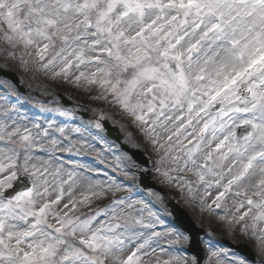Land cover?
Here are the masks:
<instances>
[{
    "label": "snow or ice",
    "instance_id": "6c2138e0",
    "mask_svg": "<svg viewBox=\"0 0 264 264\" xmlns=\"http://www.w3.org/2000/svg\"><path fill=\"white\" fill-rule=\"evenodd\" d=\"M0 51L24 64L34 56L39 68H59L57 76L75 69L76 82L111 94L149 133L171 121L167 139L179 147L168 159L194 177L189 192L193 183L215 184L217 208L230 194L241 198L237 211L247 210L233 219L248 217L244 228L264 241V0H0ZM235 128H244L239 137ZM25 133L0 120V173L10 172L0 179V264H140L147 241L123 259L125 238L150 224L125 215L123 198L83 220L69 215L106 190L74 170L29 167L36 144ZM21 151L32 186L5 196ZM78 183L87 184L82 199L53 212L64 185L71 191ZM50 184L58 195L45 202ZM98 216L111 220L94 225Z\"/></svg>",
    "mask_w": 264,
    "mask_h": 264
},
{
    "label": "rangeland",
    "instance_id": "374dc122",
    "mask_svg": "<svg viewBox=\"0 0 264 264\" xmlns=\"http://www.w3.org/2000/svg\"><path fill=\"white\" fill-rule=\"evenodd\" d=\"M25 59L28 60L27 64L22 63L19 58H5L3 52L0 51V70L14 73L19 84L25 89V93L21 95L9 80L0 77V105L9 108L6 115L3 108H0V120L5 121L11 127H19L21 133H25V130L31 132L36 146L31 150L29 167L35 164L42 170L46 168L48 173L54 172L56 168H61L62 171L74 170L78 178L82 176L91 177V183H99L106 190V195L98 198L93 196L90 202L84 204L77 203L75 211L69 212V215L78 216L83 220L84 217L81 212L85 207L98 202L100 206L97 210L101 211L113 206L114 198L122 199L121 193H125L126 203L120 206L124 209V214L131 213L132 217L142 218L145 223L150 224V227L143 228L137 225L130 230L129 235L125 238L126 247L121 258L126 259L133 251H136L139 245L145 244L147 241L145 247L137 252L142 264H164L165 261L169 264H196L195 258L187 255L186 251H178L176 253L178 256L175 255V257H178L179 260L172 263L174 260L172 251H165L168 242L170 245L172 242L177 247H186L188 237L177 231V228L169 227V224L168 227L171 228L172 233L171 236L166 237L168 240L151 230V224L165 223V206L169 204L168 201L172 198L199 228L205 230L208 239L202 244L205 257L201 264H240L238 260H241L243 264H260L262 260L264 261V251L260 252L258 245L262 241L258 239L260 233L257 232L256 235H252V238L256 237L255 242L252 241L251 227L244 228L246 222L251 224L248 217L239 223L233 219L234 216L238 218L247 210L248 206L245 204L243 208L237 211L238 201L241 198H236L234 201L230 194L221 202L220 207L217 208L215 204L211 206L210 203H213L218 192L222 189L215 184L205 188L202 184L193 183V191L189 192L184 176H190L191 181L194 180V177L190 173L173 170L176 166L170 162L168 156L175 154V149L179 146L174 143L175 137L172 141L167 139L170 131H167L166 128H170L171 121L167 125H157L155 132L149 133L147 131L148 126L135 120L131 115H129L130 120L118 119L116 116H119V113L110 107L122 108L115 102L111 94L105 96L98 85H88L83 80L79 83L76 82L75 78L79 73L75 69L71 70L68 76H57L54 73L59 71V68L45 70L37 66L34 56H26ZM58 93L70 100L73 106L63 108L57 98ZM92 95L94 98L88 100L87 97ZM4 97H7V101L3 99ZM77 112L88 115V118L81 119ZM102 119H107L116 124L120 123L119 128L125 138L124 140L128 143L131 140L149 149L151 172L148 174L153 177V179L149 178V181L153 182L161 192L151 191L152 197L150 195L126 194L125 184L119 181L118 177L129 181V178L132 177H129L126 170L128 165L133 164L127 155L115 150V147L107 142L99 124V120ZM146 119H149V124H151V117H146ZM60 128L64 129L63 134L60 133ZM14 139H18V137H14ZM52 140L57 141L54 151H52ZM70 144L74 145L72 150L64 151L63 149ZM168 145L174 146L173 153L166 152V149L169 148ZM77 149L80 151L78 152ZM58 153H61V156ZM71 155L74 158L83 157V160L72 159L70 158ZM23 159L24 154L21 151L20 160L17 161L16 175L25 176L32 185L34 178L24 172ZM164 172H168V177L163 175ZM118 173L125 174L120 175ZM7 175H10V172L0 173V179H4ZM48 179L51 181L52 177L49 175ZM109 185L118 186L119 191L108 190ZM54 187L50 184L48 194L44 197L45 202L55 200L58 193ZM64 190L65 195L60 203L53 206V212L60 215L69 211L64 208L65 204L71 208L72 201L79 202L82 199L81 194L87 192V184L78 183L71 191L65 184ZM93 190L99 191L97 188ZM146 197L149 198L146 199L147 202H145ZM37 199L39 201L40 198ZM129 204L132 206L129 207ZM138 204L141 205L137 206ZM153 213L155 214L154 217L151 215ZM94 214L91 213L89 216ZM145 216L155 220L147 222ZM168 219L171 220L170 217ZM110 220V216H98L94 225ZM49 223L55 224V219L51 214L49 215ZM117 231H122V229ZM175 231L177 232L176 235H174ZM66 239L77 243V241H72L71 237H66ZM223 241L232 244H246L255 255V261L252 262L246 256L233 252L225 247ZM252 242H254L253 249Z\"/></svg>",
    "mask_w": 264,
    "mask_h": 264
},
{
    "label": "bare ground",
    "instance_id": "6f19581e",
    "mask_svg": "<svg viewBox=\"0 0 264 264\" xmlns=\"http://www.w3.org/2000/svg\"><path fill=\"white\" fill-rule=\"evenodd\" d=\"M168 233H170V229L168 227H166V228L164 227L163 230H161L159 232V236L160 237L162 236L163 239L165 238V240H166L167 239L166 237L170 236V234H168ZM253 240H256V237H254ZM258 245L260 248V252H263L264 251V242L260 241ZM168 247L171 248L170 246H168ZM156 256H157V254H156ZM260 264H264V263H260Z\"/></svg>",
    "mask_w": 264,
    "mask_h": 264
},
{
    "label": "water",
    "instance_id": "95a60500",
    "mask_svg": "<svg viewBox=\"0 0 264 264\" xmlns=\"http://www.w3.org/2000/svg\"><path fill=\"white\" fill-rule=\"evenodd\" d=\"M104 126L107 127L105 124H104ZM25 187H26V186H23V185H20V187H18V184H17V186L14 187L12 193H15L16 191H19V190H21V189H23V188H25Z\"/></svg>",
    "mask_w": 264,
    "mask_h": 264
}]
</instances>
